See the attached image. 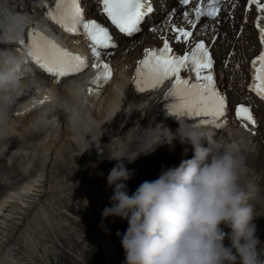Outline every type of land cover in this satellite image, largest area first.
Wrapping results in <instances>:
<instances>
[{
	"label": "clouds",
	"instance_id": "9594fccd",
	"mask_svg": "<svg viewBox=\"0 0 264 264\" xmlns=\"http://www.w3.org/2000/svg\"><path fill=\"white\" fill-rule=\"evenodd\" d=\"M25 58L0 53V120L7 118L12 94L21 86ZM178 121L175 135L163 127L154 143L178 138L191 145L192 158L163 168L157 179L144 181L133 194L124 181L134 172L124 157L111 158L117 161L107 176L114 186L112 203L102 216L127 220L126 232L116 233L126 264H264V246L253 222L256 210L249 203L251 170L241 143L229 144L201 124ZM138 155L125 157L131 163Z\"/></svg>",
	"mask_w": 264,
	"mask_h": 264
},
{
	"label": "snow or ice",
	"instance_id": "6c2138e0",
	"mask_svg": "<svg viewBox=\"0 0 264 264\" xmlns=\"http://www.w3.org/2000/svg\"><path fill=\"white\" fill-rule=\"evenodd\" d=\"M102 14H105L121 33L132 36L141 30V22L153 12L151 0H99ZM188 5L189 0H179ZM222 0H211L207 9L196 7V17L216 18L221 9ZM249 5L264 14V0H247ZM48 17L70 34L82 33L89 41L93 56L101 57L102 50L116 47L109 28L95 19H86L82 0H53V8L47 12ZM184 15L187 17L188 12ZM261 44L264 45V15L258 18L257 25ZM177 33L175 39L187 41L192 37L191 31L173 28ZM27 49V56L44 72L59 80L72 74L83 72L89 65L84 56L74 54L61 47L56 41L39 30H31L27 42L21 40ZM99 69L92 80L93 85L107 83L112 76L109 64L101 62L93 64ZM253 73L250 89L264 98V50L252 61ZM188 73V78H184ZM172 80V87L167 95L176 98V102L168 105V111L176 116L198 118V124H212L223 127L227 121H218L227 112L226 97L217 89L213 74V59L209 49L203 42L196 43L190 52L176 55L170 47L168 39H164L160 49L145 50L144 58L138 61L134 83L141 92L155 89ZM93 89L89 88V92ZM236 118L245 128L255 125L256 120L250 107L243 104L235 109Z\"/></svg>",
	"mask_w": 264,
	"mask_h": 264
},
{
	"label": "bare ground",
	"instance_id": "6f19581e",
	"mask_svg": "<svg viewBox=\"0 0 264 264\" xmlns=\"http://www.w3.org/2000/svg\"><path fill=\"white\" fill-rule=\"evenodd\" d=\"M92 11H94L96 13V5L92 6ZM159 17H160V15L156 14L149 21V23L153 22L151 26L155 27V32L152 33L151 35H148V37H147V35L144 37V38H146L144 43L145 44L151 43V45H148L144 48L143 56L145 54V50H150L149 48H151L152 45H155L157 43V38L159 35L162 36V35H166V34L169 35L170 34V29L167 25V20H161V19H159ZM4 21H7V19H5ZM149 30H150V27L147 30V34H148ZM221 46H223V45H221ZM83 53L86 54L85 51H83ZM220 53H221V51L218 52V55ZM83 79H84V75L78 77V81L80 83H83ZM45 81H46V77L42 76L41 74L39 76H35L33 78H30V79L27 78V79L21 80V86L19 87V89L16 92L17 93L19 92L20 95L24 96L27 93L29 95H33V94L35 95V91H38L36 95L41 96L45 93H48V91H44L45 87L49 88V90L53 89L52 86H50L51 83H48L49 85H45L44 84ZM47 81H49V80H47ZM34 84H36V85H34ZM29 86H31L32 89L28 90ZM112 88H113V85L109 89L111 90ZM16 92H14L12 94V97H14L13 95H15ZM95 95L98 97V94H95ZM16 96H17V94H16ZM57 98H58V100H57ZM51 99H53L52 103H50L46 107H43L42 109H40V110L30 114V115L19 113L17 117L14 116L13 118H11L10 111L8 112L7 119L8 118H11V119L6 124V126L2 129V133L9 134L11 132L16 133V132L24 131L23 133L19 134L18 136H15V137H17L19 139L21 137L23 140H32V142H35L34 146H32L31 143L24 142V143H26V145H23V147L18 148V150L15 152L16 156L14 158V161H12V163H14L13 166L16 165L18 160H21L25 156L26 157L29 156V160H31L32 163H34V168L37 170L40 168L41 163H50V164L53 163V165H55L58 169L62 167L64 170H67L68 167H65V166H68V165L66 163H65V166L62 165L64 162V159H63V161L61 160L62 162H58L57 160H55V156L52 158L54 151H55V147H54V144L52 143V141L51 142H44V140H39L40 139L39 134H42V132L40 131L41 129L40 130L36 129L37 128L36 126L41 123L42 129H46V128L48 129L46 140H50V139L54 138L55 136H57L59 129L57 128L58 119L54 115V114H56V111H57L56 109H58L59 106H63V105L66 106L67 105V108H69L71 110V107H73V105H74V104H72V102L74 99L77 101L78 95H77L76 90L73 91L72 88L68 89L67 84L61 86L60 82H59L57 93L53 97H51ZM103 100H104V98H103ZM118 100H119V93L112 91V94H110V101H109V103H111V104H109L108 107L115 105V102H119ZM102 106H103V104L101 103L100 107H99V109L101 111H102V108L105 109V107H104L105 105L103 107ZM150 107H151V110L147 111L148 112L147 114H149V112H150V115H151L153 112H156L155 110L158 107V103L153 100L150 103ZM146 109L148 110V106L146 107ZM44 110H48V111L41 115V113ZM49 110H51L53 113H50L51 111H49ZM158 111L160 112V111H166V110L163 107H159ZM121 116L123 117V115H121ZM132 119H134V118H132ZM132 119L126 120L124 125L117 124L118 121L114 122L112 127L115 131V135L116 136H118V135L122 136V135H125L128 131L133 130L137 125ZM100 120H101V117H98L97 121L92 119V123L99 124ZM146 124L147 123L145 122L143 125L146 127ZM88 125H89V123H88ZM158 125H160V126H158ZM179 126L180 125L174 126V125L158 124L157 123L155 125L154 129L152 127L148 128V131L151 134L150 139H149L148 132L144 128L138 129L137 137L135 138V142H134L133 146H131V147L129 146L128 148L130 150H139V149H137L138 146L143 145L145 143H147L150 146L149 149H145L143 151V153H141V155L137 156L138 160L136 158L133 161V162H135V164L139 163L140 165L141 164L145 165L144 162H148V164H150L151 169L149 172H147V176L145 178V181L146 180L151 181V180L157 179L158 176L160 175L162 169L167 168L168 160L171 159L172 155H173L172 151L174 150L175 145H176V142L173 143V140L171 141V143L164 142V143H160L157 145L154 143L155 139L158 136L162 135L161 128H163V127L167 128L171 131V133L173 135H175L177 133ZM204 127L211 129V130L213 128L216 130L220 129V128L215 127V125H212V124L205 125ZM70 128H71V138L75 142H77V136L74 133L75 129L73 127H70ZM221 128H222V132H225V131L228 132L227 134H225L222 137V140L229 143V144L233 143V142L241 143L242 151L246 157V160L249 161V163L253 162V164H256V166H253V167L259 168L261 170L262 161H264V152L261 149L263 147L262 142L260 140H258L257 136L254 137V140L252 141V143L258 141V145L257 146L252 145V144L250 145V141H249L250 138H248V136H247V135H249V133L236 131L234 125L223 126ZM229 130H231L232 132H229ZM7 134H5L6 138L4 140L0 139V145L2 144L0 146L1 147V149H0V165H2V166H4L3 157L5 155L6 150H8V149L10 150L11 148L15 147L16 145H13L15 142L17 144H19V146L22 144V142H20V140H18L17 138L12 137V138H14V141L11 140ZM33 138H37V140H33ZM148 139L150 142L147 141ZM168 139H171V137H168ZM119 140H120V138H118L117 142H119ZM4 144H7L6 147L4 146ZM102 144L104 146V143H102ZM167 144H169V149H166ZM45 145H46V147L44 149H37V148H42ZM187 146L189 149H192L191 145L187 144ZM183 147L186 148V146H183ZM61 149L65 150L64 145H62ZM176 152H178V150H176ZM131 153L136 154V152H131ZM61 154H62L61 151L56 152V155L60 156ZM48 156H49V158L51 156V160H49V159L46 160ZM130 158H132V156H130ZM57 159H58V156H57ZM251 167L252 166H249L250 170H252ZM148 168H149V166H148ZM8 170H10V169L8 168ZM3 171H5V170H3L0 167V172H3ZM42 175H43V171H41V176ZM26 179H28V178H26ZM18 181L13 186H19V185L22 186L23 185V183L20 182L21 180H18ZM101 182L106 183L107 187L111 190V192H113L114 186H109V184L107 182V177L103 178ZM124 183L127 186H129L130 189L136 190L140 186V184L143 182L136 181V180H133L130 178L129 180L124 181ZM39 184H40V180L36 177V179H34L33 182H31L30 184L28 183L25 186L21 187L20 190L22 191L23 194L22 193L20 194V192L18 190L14 193H11L7 197H5V199L0 204V210H3L4 207L8 206L12 202L11 200H13V198L16 200V199H23L22 197H25V198L30 197L35 202V200H34L35 196H37V193L41 192V190L39 189V187L41 185H39ZM259 184L261 185V188L258 190L259 194L257 192L256 195L258 194V196L260 197V198H258V197L257 198L261 200V206L258 205L260 209L258 210L259 213L257 214V218H256L257 221L256 222H259L260 225L263 226V229L259 233L258 237L261 241V246H264V180L263 181L261 180L259 182ZM96 186L93 188H92V186H88L86 188V190H87V191H85L86 197H87L86 202H87L88 206L90 207V210H91L93 217H94V220L96 222V228L95 229L97 230L96 231L97 243L100 245L101 253L104 256L103 261L106 262L107 260H109L108 259L109 256H112L113 253L115 251H118V250H117L116 241L114 240V237H112L113 234L111 233V230H109L110 229L109 222L111 221V219L109 217H108V219L104 217L106 219L105 222H103L100 219V208L98 206V201H99V196L101 195V193L98 191ZM256 186L258 187V185H256ZM94 193L96 194V196H94ZM20 196H22V197H20ZM252 198L256 199V197H252ZM100 202H105V201H104V199H102ZM252 202H255V201H252V199H251L249 201V203L254 205ZM102 208L104 210V206H102ZM45 212L43 211V219L42 220L49 221V219H51V218L49 217L47 212L46 213ZM101 216H102V214H101ZM3 221H4V219H0V228L3 225ZM225 231H230V230L225 229ZM0 232H2V231L0 230ZM117 241H118V239H117ZM225 244L230 245V241H228L226 239ZM76 246H79V245H76ZM4 250H5V248L0 253L1 254L0 257H2V253ZM83 257H84V254H83ZM84 258H85V260L87 259L86 257H84ZM262 258H264V255H262ZM2 259H4V258H2ZM114 260H116V259L111 258L109 261L106 262V264H112ZM122 263L126 264V260H123Z\"/></svg>",
	"mask_w": 264,
	"mask_h": 264
},
{
	"label": "rangeland",
	"instance_id": "374dc122",
	"mask_svg": "<svg viewBox=\"0 0 264 264\" xmlns=\"http://www.w3.org/2000/svg\"><path fill=\"white\" fill-rule=\"evenodd\" d=\"M47 111L48 110H44L41 115ZM50 113L53 112L51 111ZM23 132L24 131L16 132L14 134L18 136ZM13 145H17V143L15 142ZM72 153H78V151L75 150ZM77 158L78 157L74 156L71 162H81L80 158ZM0 167L5 170V164L4 166L0 165ZM68 168L69 170L67 172L59 171V173H61L60 175L64 176L67 180L64 186L61 187V185H58L56 187V192L51 195L49 193L50 197L49 195L48 198L45 196L44 199L36 205L38 208L35 210V214L37 213L39 216L35 215L34 219H25L22 231L21 229H13L16 225L9 221L6 223L10 225V230H2V228H0L2 232H9V240L14 247V252L10 247V251H12L11 254H14L8 264H106L111 258L116 259L112 264H123L122 261L125 260V251L121 243V238L118 237L116 233L118 231L121 234L126 232L129 226L127 220L108 216L111 219L109 222V230H111L113 234L112 237H114L116 241L118 251H115L112 256H109V260L106 262L103 261L104 256L101 253L100 245L97 243L96 222L86 202L87 197L85 191H87V187L82 185L81 173H73L71 166ZM95 176L97 178L92 188L97 185L96 187L101 193L98 206L100 208V219L105 222L106 219L101 216L103 213L102 206H104V209L111 206L113 192L107 187L106 183L101 182L103 178L108 176L107 172L102 170V176H99V174ZM258 177L259 173L256 178ZM260 179L261 177L255 179L254 182L251 183L253 185H251L252 190L255 189L253 191V197H256V199L252 198V201H255L252 203L254 204L256 215L259 213L258 210L260 209L258 205L261 206V200L258 199L260 198L258 196L259 193L257 195L256 193L261 188V185L257 184V187L255 183L259 182ZM127 190L129 195L136 191L130 189L129 186H127ZM94 196H96L95 193ZM102 199H104L105 202H100ZM26 204H28V202H26ZM10 208L11 207L8 208V211L11 213H28L26 212L28 210L25 211L20 205H15L11 209ZM43 211H46L51 218L49 221L42 220ZM26 215L27 214H25V217ZM108 217L106 218L108 219ZM256 218L253 222L257 226L256 234L258 236L263 226L260 225L259 222H256ZM2 232H0V234H2ZM2 236L3 235H0V250L3 248V243L1 241ZM11 254L4 250L2 258L6 256L10 257ZM83 254L84 257L87 258L86 260ZM4 262L6 264L5 260Z\"/></svg>",
	"mask_w": 264,
	"mask_h": 264
}]
</instances>
